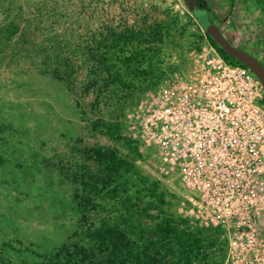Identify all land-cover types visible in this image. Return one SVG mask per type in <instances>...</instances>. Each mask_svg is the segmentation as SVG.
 <instances>
[{
  "label": "rangeland",
  "instance_id": "374dc122",
  "mask_svg": "<svg viewBox=\"0 0 264 264\" xmlns=\"http://www.w3.org/2000/svg\"><path fill=\"white\" fill-rule=\"evenodd\" d=\"M13 1L33 9L49 0ZM76 1L67 6L71 27L78 26L83 11L92 27L125 18L137 26L145 21L151 28L169 27L160 53L163 75L149 88L112 84L85 92L83 73L70 91L25 67H2L0 264H46L56 256L66 264H181L178 232L196 227L179 212L184 193L176 181L151 169L131 137L132 117L147 93L196 77L201 50L210 42L186 0ZM204 2L210 20L233 45L264 60V0ZM94 9L95 16H88ZM96 149L133 163L139 178L109 179L91 188ZM97 229L117 231L114 237L127 252L107 260L106 245L90 237ZM222 245L217 238L216 253L204 264L223 263L217 251Z\"/></svg>",
  "mask_w": 264,
  "mask_h": 264
},
{
  "label": "built area",
  "instance_id": "2783aa9c",
  "mask_svg": "<svg viewBox=\"0 0 264 264\" xmlns=\"http://www.w3.org/2000/svg\"><path fill=\"white\" fill-rule=\"evenodd\" d=\"M200 57L196 77L146 94L131 137L184 193L183 217L220 231L222 264H264V88L212 44Z\"/></svg>",
  "mask_w": 264,
  "mask_h": 264
},
{
  "label": "trees",
  "instance_id": "16d2710c",
  "mask_svg": "<svg viewBox=\"0 0 264 264\" xmlns=\"http://www.w3.org/2000/svg\"><path fill=\"white\" fill-rule=\"evenodd\" d=\"M72 2L77 3L76 0H49L32 9L14 5L13 0H0V70L19 65L63 84L70 91L76 90L80 73L84 74L82 86L85 92L90 89L98 92L112 84L144 89L160 81L164 64L160 59L162 40L169 27L158 25L151 28L145 21L137 26L127 18L118 22L113 19L100 22L92 27L84 14L86 11H83L80 21L77 20L78 26L71 27L67 23L71 18L67 6ZM186 3L192 10L206 7L204 0H186ZM78 4L84 5L85 0H78ZM95 13L96 9L87 14L95 16ZM205 37L228 63L242 65L217 47L206 33ZM255 57L264 64L263 59ZM167 68L172 70L173 66L169 64ZM105 129L112 130L107 126ZM128 142L137 151V145L133 141ZM2 160L0 156V162ZM94 163L97 172H92L89 177L93 179L90 180L93 189L109 179L139 178L133 163L109 151L96 149ZM83 169L91 168L85 165ZM169 227L174 232L178 229ZM116 232L114 229H97L90 234L98 244L106 245L109 261L118 259L119 254H123L122 250L127 252L125 244L115 239ZM219 234L218 229L197 227L192 232L179 231L178 260L181 264H204L214 251L217 238H220L223 248L217 251L223 253V261L225 241ZM46 262L66 264L58 256L47 258Z\"/></svg>",
  "mask_w": 264,
  "mask_h": 264
},
{
  "label": "water",
  "instance_id": "95a60500",
  "mask_svg": "<svg viewBox=\"0 0 264 264\" xmlns=\"http://www.w3.org/2000/svg\"><path fill=\"white\" fill-rule=\"evenodd\" d=\"M193 14L203 31L211 38L215 45L230 57L248 67L260 80L264 88V64L248 51L233 45L224 36L220 28L210 20L205 8H195Z\"/></svg>",
  "mask_w": 264,
  "mask_h": 264
}]
</instances>
